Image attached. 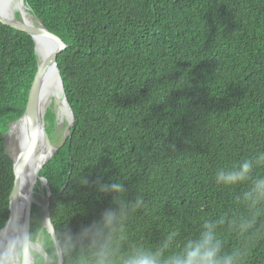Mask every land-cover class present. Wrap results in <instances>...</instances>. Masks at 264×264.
Instances as JSON below:
<instances>
[{"label":"trees","instance_id":"obj_1","mask_svg":"<svg viewBox=\"0 0 264 264\" xmlns=\"http://www.w3.org/2000/svg\"><path fill=\"white\" fill-rule=\"evenodd\" d=\"M23 1L66 46L56 64L74 123L39 173L60 248L65 233L112 210L118 256L167 258L208 222L222 254L246 250L241 264H264V214L240 230L256 210L244 194L264 178V0ZM36 70L30 36L0 24V229L14 179L3 134L23 114ZM53 120L47 112L48 135ZM244 160L248 179L217 183ZM114 182L119 196L98 192ZM41 217L32 205L31 240ZM87 245L62 252L63 264H91Z\"/></svg>","mask_w":264,"mask_h":264},{"label":"water","instance_id":"obj_2","mask_svg":"<svg viewBox=\"0 0 264 264\" xmlns=\"http://www.w3.org/2000/svg\"><path fill=\"white\" fill-rule=\"evenodd\" d=\"M24 14L34 19L36 26L28 24L23 17ZM0 24L30 36L37 65L26 108L18 120L8 124L7 131L3 134V145L6 155L12 162L14 179L8 199V218L0 229V249L5 248L0 261L13 264V244L9 241L14 240L18 233L10 229L8 225L11 221L19 231L22 232L25 229L28 231L31 208L34 205L42 212L40 233L45 232L50 236L54 245L57 264H63L62 251L49 217L48 205L51 193L47 181L40 177L39 173L64 144L74 123L73 112L66 100L63 82L56 64L57 56L66 46L49 32L37 17L30 13L23 0H0ZM49 93L51 94L49 100L55 106L58 105L55 107L56 111L48 110V105H42V101L46 99ZM58 110L69 121L64 133H62L60 142L53 144L46 133L45 115L47 112L53 114L54 126L51 134L55 133L56 127L62 123ZM22 120L25 122L22 128H14ZM9 135L16 136L14 143L17 144L18 151L15 154L8 153L6 150ZM38 150L41 153L40 158L36 155ZM33 165H35L34 170L28 178H25L26 168L28 166L32 168ZM37 186L39 187V192L36 193L38 199L33 190Z\"/></svg>","mask_w":264,"mask_h":264},{"label":"clouds","instance_id":"obj_3","mask_svg":"<svg viewBox=\"0 0 264 264\" xmlns=\"http://www.w3.org/2000/svg\"><path fill=\"white\" fill-rule=\"evenodd\" d=\"M48 136L50 137V135ZM256 163L264 166V153L257 157ZM252 170L253 164L244 160L235 170L217 172L216 181L226 185L237 184L248 179ZM98 192H112L119 196L123 192V188L120 182L100 184ZM244 195L251 206L256 209L251 218L240 224L241 232L246 233L257 225L259 216L264 214L262 211L264 210V178L255 179L251 188ZM117 218V212L105 210L100 215L99 221L93 222L88 227H82L78 234L73 235L71 231L65 233L61 251L65 255H71L77 248H82L83 242L87 240V247L92 252L91 264H241L246 254V250H234L222 254L221 240L217 238L213 226L205 222L197 237L186 240L181 251L167 258H162L159 251L145 249L118 256L111 235L113 223ZM8 226L18 233L14 240L9 241L13 244V264H30V260L35 259V253L29 250L32 248L29 229L21 232L11 221ZM53 254L57 264L55 251ZM0 264H7V261H0ZM72 264H77V261L74 260Z\"/></svg>","mask_w":264,"mask_h":264},{"label":"bare ground","instance_id":"obj_4","mask_svg":"<svg viewBox=\"0 0 264 264\" xmlns=\"http://www.w3.org/2000/svg\"><path fill=\"white\" fill-rule=\"evenodd\" d=\"M24 19L26 20V22L28 23V24H31V25H34V26H36V24H35V20L34 19H31L30 18V16H28V15H26V14H24ZM51 98V94L49 93V94H47V96H46V99H44L43 101H42V105H49L52 101L51 100H49ZM56 107H58V105L56 104ZM58 112H59V116H60V119L62 120V123H61V127L62 128H65L66 127V124L68 123V119L58 110ZM24 121L22 120V121H20L17 125H15L14 126V128H22V126L24 125ZM16 138V136H12V135H9L8 136V140H7V146L9 147V153H11V154H15L17 151H18V148H17V144L16 143H14V139ZM47 153V152H46ZM36 155H37V157L38 158H40V156H41V153H40V150H38V152L36 153ZM44 156H45V154H44ZM191 163V162H190ZM35 165H33L32 166V168H31V166H28L27 168H26V170H25V178H28L29 176H30V174H31V172L34 170V167ZM33 190H34V192H35V189L33 188ZM33 196V195H32ZM35 200V199H34ZM40 229H41V224H40ZM4 250H5V248L4 247H2L1 249H0V257L2 256V254H3V252H4ZM43 252V255H44V257H48V255H47V253L46 252H44V251H42ZM30 264H32L31 263V260H30Z\"/></svg>","mask_w":264,"mask_h":264},{"label":"flooded vegetation","instance_id":"obj_5","mask_svg":"<svg viewBox=\"0 0 264 264\" xmlns=\"http://www.w3.org/2000/svg\"><path fill=\"white\" fill-rule=\"evenodd\" d=\"M38 238V241H37ZM32 248L29 249L35 253V259L31 260L32 264H56L54 260V254L53 252H48L46 248V244L44 241V235L40 233V228L34 237L33 240H31ZM46 252L48 257H44L43 252Z\"/></svg>","mask_w":264,"mask_h":264},{"label":"rangeland","instance_id":"obj_6","mask_svg":"<svg viewBox=\"0 0 264 264\" xmlns=\"http://www.w3.org/2000/svg\"><path fill=\"white\" fill-rule=\"evenodd\" d=\"M55 104L53 103V102H51L49 105H48V110L49 109H52V110H54V111H56L55 110ZM56 132L55 133H52V134H50V140L52 141V143L53 144H58L59 142H60V140H61V138H62V136H63V134L62 133H64V131H65V128H62L61 127V124H59L57 127H56V130H55ZM7 140H8V138H7ZM8 143H6V145H7ZM6 150H7V152L9 153V147L7 146V148H6ZM35 189V197L38 199V195L36 194L37 192H39V187L37 186V188H34ZM30 218H31V216H30ZM31 220V219H30ZM29 226H30V224H29ZM29 230H30V227H29Z\"/></svg>","mask_w":264,"mask_h":264}]
</instances>
